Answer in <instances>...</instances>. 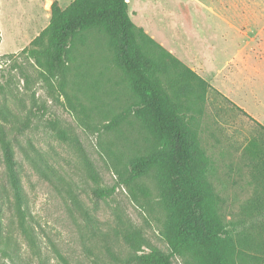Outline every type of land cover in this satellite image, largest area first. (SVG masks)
<instances>
[{"label": "rangeland", "instance_id": "obj_1", "mask_svg": "<svg viewBox=\"0 0 264 264\" xmlns=\"http://www.w3.org/2000/svg\"><path fill=\"white\" fill-rule=\"evenodd\" d=\"M155 1L165 8L156 29L167 37L166 29L176 26L179 34L198 31L205 44L222 43L230 33L216 16L226 12L235 13V25L254 32L264 26V0ZM241 15H249L248 24ZM39 34L30 33L28 48L42 47L32 45ZM85 38L68 66L48 80L23 49L0 45V131L20 184L18 201L0 148V264H137L123 239L125 225L144 238V252H169L152 175L137 181L150 191L148 199L133 198L117 184L129 177L128 161L149 149L148 134L134 118L109 129L136 100L106 38L95 31ZM198 139L222 221L239 249L264 255V132L208 89ZM115 184L108 198L94 196ZM170 263L185 261L173 256Z\"/></svg>", "mask_w": 264, "mask_h": 264}, {"label": "trees", "instance_id": "obj_2", "mask_svg": "<svg viewBox=\"0 0 264 264\" xmlns=\"http://www.w3.org/2000/svg\"><path fill=\"white\" fill-rule=\"evenodd\" d=\"M92 31L106 38L115 68L136 100L111 120L109 129L132 117L148 134V151L128 161L129 177L117 184H123L133 198L148 199L150 191L137 181L152 175L163 216L160 235L167 254L154 248L144 252V238L125 225L123 239L134 252L133 260L171 264V258L179 256L185 264H263L264 255L237 247L206 179L209 159L199 143L198 125L209 85L133 24L126 0H73L64 9L53 3L49 24L32 42L42 47H27L21 54L33 60L48 80L68 66L76 46H83L85 34ZM257 126L264 132V127ZM0 148L20 201L12 153L1 131ZM116 187L98 190L94 196L106 199Z\"/></svg>", "mask_w": 264, "mask_h": 264}, {"label": "crops", "instance_id": "obj_3", "mask_svg": "<svg viewBox=\"0 0 264 264\" xmlns=\"http://www.w3.org/2000/svg\"><path fill=\"white\" fill-rule=\"evenodd\" d=\"M72 1L0 0V19H6L0 20V45L11 42L13 45L6 48H26L30 33L37 35L49 24L52 4L57 3L64 9ZM126 2L129 17L135 26L143 29L150 38L205 80L210 91L225 100L231 108L247 116L256 125L264 127L263 25L254 32L233 24L231 19L235 18L234 12H226L225 16L217 14L216 17L224 23L222 26L230 35L222 36V43L210 45L205 44L197 35L198 31L191 29L190 32L183 30L179 34L176 26H170L166 29L168 37L159 33L155 20L159 21L160 16H165V8L160 1ZM144 14H147L148 19H143ZM241 18L246 20L242 25L248 24L249 15H241ZM222 26L219 29H223ZM213 30L212 34L218 37L219 33L215 28ZM199 33L203 37L204 29ZM250 34H253L252 37ZM258 36H261L262 42L255 41Z\"/></svg>", "mask_w": 264, "mask_h": 264}]
</instances>
